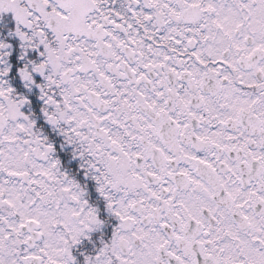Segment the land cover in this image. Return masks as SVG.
Wrapping results in <instances>:
<instances>
[{"label": "snow or ice", "instance_id": "6c2138e0", "mask_svg": "<svg viewBox=\"0 0 264 264\" xmlns=\"http://www.w3.org/2000/svg\"><path fill=\"white\" fill-rule=\"evenodd\" d=\"M0 264H264V0H0Z\"/></svg>", "mask_w": 264, "mask_h": 264}]
</instances>
